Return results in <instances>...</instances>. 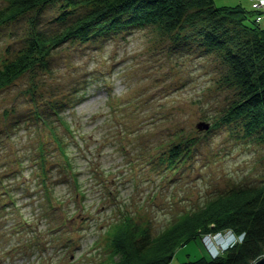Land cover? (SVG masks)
<instances>
[{"label":"rangeland","instance_id":"1","mask_svg":"<svg viewBox=\"0 0 264 264\" xmlns=\"http://www.w3.org/2000/svg\"><path fill=\"white\" fill-rule=\"evenodd\" d=\"M239 2L261 10L256 21L262 16L264 27V0H215L217 6ZM84 11L62 23L60 5H48L1 26L0 68L25 48L32 23L55 33ZM48 64L50 73L36 67L0 90V179L19 208L0 209V264H109L111 235L124 215L156 236L216 197L264 182V142L210 130L231 95L217 86L220 62L193 44L132 29L67 42ZM63 102L75 175L33 114ZM200 122L208 130H199ZM40 146L50 156L46 183L28 157ZM176 146L180 158L171 165ZM47 196L54 199L51 208ZM206 233L178 247L170 264L218 258L203 243Z\"/></svg>","mask_w":264,"mask_h":264},{"label":"trees","instance_id":"2","mask_svg":"<svg viewBox=\"0 0 264 264\" xmlns=\"http://www.w3.org/2000/svg\"><path fill=\"white\" fill-rule=\"evenodd\" d=\"M3 1L5 7L0 9V27L48 5H60L57 20L62 23L74 10L85 8V11L55 33L43 32L32 23L25 48L0 68V90L36 67L50 73L48 58L67 42L86 43L99 37L129 33L132 29L149 28L176 45L193 44L200 55H212L220 62L224 71L217 79V86L231 97L211 123L210 130L221 127L237 138L264 142L262 16L256 21L259 14H263L261 10L240 2L217 6L215 0ZM32 101L35 100L32 98ZM65 105V102L51 104L49 112L36 109L33 114L48 131L64 168L75 175L67 141L68 136L73 135V129L61 111V108L66 109ZM180 152L179 146L171 149L168 161L171 165L180 158ZM28 157L39 165L40 177L46 183L45 165L50 161L46 149L40 146L33 158L32 155ZM0 187V209L12 205L19 211L12 188L9 190L2 179ZM47 188L45 186L44 190ZM51 199V196L46 197L50 208L53 206ZM22 222L25 220L21 219L18 224ZM225 229L245 233L244 241L216 259L205 254L184 264H254L264 258V182L257 187L238 188L220 195L204 207L183 214L156 236L131 215H124L111 235L109 264H170L175 250L184 243L198 239L202 232ZM17 230L16 226L13 233Z\"/></svg>","mask_w":264,"mask_h":264},{"label":"built area","instance_id":"3","mask_svg":"<svg viewBox=\"0 0 264 264\" xmlns=\"http://www.w3.org/2000/svg\"><path fill=\"white\" fill-rule=\"evenodd\" d=\"M203 243L208 253L213 257H219L224 251L236 245V243H242L245 238L244 233H235L231 229H225L216 233H206L203 235ZM225 238H231L232 244L225 243Z\"/></svg>","mask_w":264,"mask_h":264},{"label":"water","instance_id":"4","mask_svg":"<svg viewBox=\"0 0 264 264\" xmlns=\"http://www.w3.org/2000/svg\"><path fill=\"white\" fill-rule=\"evenodd\" d=\"M197 128L199 130H208L209 128V123L206 122H200L197 124ZM254 264H264V258L258 260L257 262H255Z\"/></svg>","mask_w":264,"mask_h":264},{"label":"bare ground","instance_id":"5","mask_svg":"<svg viewBox=\"0 0 264 264\" xmlns=\"http://www.w3.org/2000/svg\"><path fill=\"white\" fill-rule=\"evenodd\" d=\"M225 243H227V244H232L233 242H232V240H231V238H225ZM228 250V249H227ZM226 250V251H227Z\"/></svg>","mask_w":264,"mask_h":264}]
</instances>
